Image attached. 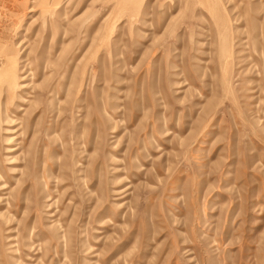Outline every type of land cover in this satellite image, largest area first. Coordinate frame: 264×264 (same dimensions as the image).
Returning <instances> with one entry per match:
<instances>
[{
    "label": "rangeland",
    "instance_id": "1",
    "mask_svg": "<svg viewBox=\"0 0 264 264\" xmlns=\"http://www.w3.org/2000/svg\"><path fill=\"white\" fill-rule=\"evenodd\" d=\"M0 264H264V0H0Z\"/></svg>",
    "mask_w": 264,
    "mask_h": 264
},
{
    "label": "bare ground",
    "instance_id": "2",
    "mask_svg": "<svg viewBox=\"0 0 264 264\" xmlns=\"http://www.w3.org/2000/svg\"><path fill=\"white\" fill-rule=\"evenodd\" d=\"M40 62H42V58H41V61Z\"/></svg>",
    "mask_w": 264,
    "mask_h": 264
}]
</instances>
